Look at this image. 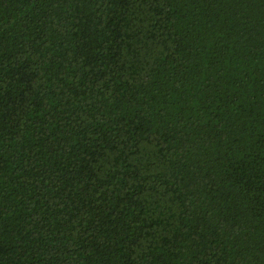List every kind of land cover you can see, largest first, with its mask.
<instances>
[{
  "label": "trees",
  "instance_id": "trees-1",
  "mask_svg": "<svg viewBox=\"0 0 264 264\" xmlns=\"http://www.w3.org/2000/svg\"><path fill=\"white\" fill-rule=\"evenodd\" d=\"M0 264H264V0H0Z\"/></svg>",
  "mask_w": 264,
  "mask_h": 264
}]
</instances>
